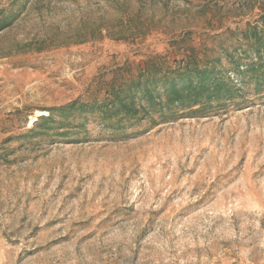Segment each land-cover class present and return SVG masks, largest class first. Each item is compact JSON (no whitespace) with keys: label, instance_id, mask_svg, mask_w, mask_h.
Returning a JSON list of instances; mask_svg holds the SVG:
<instances>
[{"label":"rangeland","instance_id":"374dc122","mask_svg":"<svg viewBox=\"0 0 264 264\" xmlns=\"http://www.w3.org/2000/svg\"><path fill=\"white\" fill-rule=\"evenodd\" d=\"M263 15L264 0H0V264H264V93L241 76L239 102L204 117L31 130L148 62L212 59Z\"/></svg>","mask_w":264,"mask_h":264},{"label":"trees","instance_id":"16d2710c","mask_svg":"<svg viewBox=\"0 0 264 264\" xmlns=\"http://www.w3.org/2000/svg\"><path fill=\"white\" fill-rule=\"evenodd\" d=\"M240 35L242 43L230 49L221 46L212 59L186 57L183 62L176 60L175 67L148 62L137 76L109 89L103 100L77 99L50 109L31 130L44 129L49 136L65 138L79 129L86 130L78 118L97 113L111 130V137L117 138L145 120L163 124L170 119L204 117L244 96L242 87L230 79L231 74L241 76L244 84L253 83L257 94L264 93V15L254 24L248 23ZM51 129L54 134L49 133Z\"/></svg>","mask_w":264,"mask_h":264}]
</instances>
